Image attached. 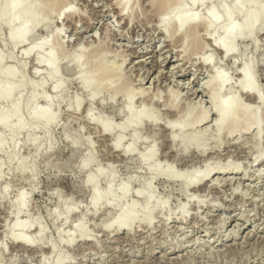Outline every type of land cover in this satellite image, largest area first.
<instances>
[{"label": "rangeland", "instance_id": "rangeland-1", "mask_svg": "<svg viewBox=\"0 0 264 264\" xmlns=\"http://www.w3.org/2000/svg\"><path fill=\"white\" fill-rule=\"evenodd\" d=\"M150 1L121 12L118 0H0V88L10 80L3 66L23 83L0 98V122L21 120L0 130V264H264V0L245 2L258 10L256 29L235 39L224 36L227 23L244 30L253 19L233 10L235 0H199L176 14L172 0L169 19L198 22L178 30L173 18L164 32ZM25 24L35 26L11 39ZM44 37L55 77L43 55L39 64L38 52L23 53ZM225 39L226 57L213 44ZM101 62L121 77L102 83L92 71ZM245 73L259 102L241 85ZM212 97L224 100L223 120ZM114 136L125 159L110 148ZM229 161L227 173L187 184ZM116 215L126 230L105 227ZM12 228L53 250L21 248Z\"/></svg>", "mask_w": 264, "mask_h": 264}, {"label": "bare ground", "instance_id": "bare-ground-1", "mask_svg": "<svg viewBox=\"0 0 264 264\" xmlns=\"http://www.w3.org/2000/svg\"><path fill=\"white\" fill-rule=\"evenodd\" d=\"M40 2H43V1H45V2H50V0H39ZM171 1L172 0H151L150 1V3L152 2L153 4H157L158 5V8L160 7V9H159V15H160V19L158 20L159 21V24H160V31L162 30V32H164L165 30H167V27H168V24L173 20V18H175L173 21L175 22V20H176V25H177V29L178 30H181V29H183V28H185V27H190L192 24H194V23H196V22H198V19H197V17H190V16H180V17H178V18H176L175 16H173L171 19H169V15L167 14V13H169V5H170V3H171ZM175 2H174V6H175V14L176 13H178V12H182L183 11V8H185V6H188L187 5V3L190 5V6H194V4L196 3V2H198L199 0H174ZM250 0H240V1H233V10L234 11H238L239 13H240V15L242 16V17H247V16H252V20L250 21V22H248V27L246 28V29H242L241 27H239L236 23H234V22H231V23H229V25H228V23H227V27H228V29H225V30H227V32L226 33H224V34H226V35H224L227 39H235V37L237 36V34H239V33H246V34H248V36H249V34H252V33H254L255 32V24H256V18L258 17V15H259V13H258V10H252V9H246L243 5L245 4V2L247 3V2H249ZM24 2H25V6H28V3L30 2V0H24ZM38 2V1H37ZM130 2V0H124V2H123V0H118V4L119 5H121V12H123V11H125L126 10V7H127V4ZM15 4H17L16 2H15ZM42 3H40V5H38V3H36V5L38 6V8L39 9H41V7H42V5H41ZM157 5H156V8H157ZM41 6V7H40ZM154 6V5H153ZM226 8V7H225ZM43 9V8H42ZM45 9H47V8H45ZM48 10V9H47ZM61 10V9H60ZM62 10H63V8H62ZM45 11V10H44ZM47 12V11H46ZM46 12H44V15H43V17H45L46 16ZM229 12V11H228ZM62 14H63V12H61V13H59V15H57L58 17H61L62 16ZM170 14V13H169ZM211 14H213V11H211ZM225 14H227V13H225ZM10 15V14H9ZM171 15V14H170ZM228 15H229V13H228ZM124 16V15H123ZM49 17V16H48ZM229 18H231L230 16L228 17V19ZM119 20V19H118ZM230 21V20H229ZM213 22H214V20L213 19H209V20H207L206 21V23H205V25L206 26H210V25H212L213 24ZM197 24V23H196ZM35 25H32L31 24V26H29L28 24H25L24 26H22L20 29H19V31L16 33V32H12L11 33V39H17V41L18 42H22L23 40H24V36L28 33V30H31L32 29V27H34ZM224 27V26H223ZM223 27H221L222 29H223ZM193 28H194V26H193ZM193 30V29H192ZM224 30V29H223ZM221 31V30H220ZM241 35V34H240ZM58 37V36H57ZM76 40V39H75ZM47 41H48V38L47 37H44L43 38V42H36V45L35 44H27L26 46H25V48H24V50H23V53L24 54H26V55H30L31 53H39V56H38V63L40 64V62H42V56L41 55H43V59L44 60H46V61H48V64H47V67H46V70L48 71V76L50 77H55L56 76V69H55V67H54V61H53V56L50 54V53H48V52H46V45H47ZM59 42V41H58ZM60 43V42H59ZM62 43H64V42H62ZM213 43V42H212ZM217 48H218V50L220 51V52H222V54L224 55V57H226V56H228L229 54H231V48H230V42L228 43L227 42V40L225 39V40H220V41H215L214 43H213ZM212 44V45H213ZM175 47V46H174ZM183 58V57H182ZM165 59V58H164ZM43 60V61H44ZM102 63V62H101ZM101 63H99V64H101ZM203 64H207V65H209V64H211L210 63V61H208V59H203V62H202ZM99 64H97L96 63V66H94V70H92V71H97V72H100L101 74H102V76H100V81L103 83L104 82V80H106L108 77L109 78H111V79H113L112 77L114 76V79L115 78H117V76H116V74L118 75V73L116 72V70H118V69H120L119 68V66H118V69L117 68H115V74H114V72H112L108 67H106V66H104V62L102 63V65H99ZM161 64V63H160ZM107 65V64H106ZM174 66V65H173ZM248 66V65H247ZM247 66L245 65L244 67H243V71H245L246 72V69H247ZM11 65L10 66H3L2 67V75H4V74H7L8 75V78H10V80L8 81V85L5 87V88H0V98H2V97H4V96H6V94H9V92H10V90H11V88H13V86L14 85H16V86H23V83H21V84H18V83H20V81L19 80H17L16 78H15V76H10L9 77V73H10V71H11ZM113 68V67H112ZM45 70V71H46ZM92 71H91V74H92ZM113 71H114V69H113ZM151 73V72H150ZM114 74V75H113ZM121 74V73H120ZM120 74L118 75V76H120ZM149 74V73H148ZM112 76V77H111ZM98 77H99V75H98ZM121 77V76H120ZM127 77V76H126ZM109 78H108V80H109ZM98 79V80H99ZM110 79V80H111ZM154 79V78H153ZM157 80V79H156ZM43 81H45V80H43ZM107 81V80H106ZM112 81V80H111ZM143 81V80H142ZM141 81V82H142ZM81 85H83V86H86V84H87V80H85L84 78H81ZM106 83V82H105ZM114 83V82H113ZM208 83V82H207ZM212 83V82H211ZM43 84H45L44 82H43ZM103 85V84H102ZM130 85V84H129ZM241 85H242V87L244 88V89H246V91H248V93L250 94V98L248 97V96H246V97H248L249 99H251V101H252V99H253V101H260L261 99H262V97H261V94H259L256 90H254V88H253V86H252V84H251V82L246 78V73H245V75H244V78L241 80ZM123 86V85H122ZM127 86V85H126ZM54 87L56 88V87H58V84H55L54 85ZM109 87V86H108ZM124 87V86H123ZM122 88V87H121ZM96 89L97 88H94V91H93V93H95L96 92ZM119 89V88H118ZM117 89V90H118ZM145 89V88H144ZM175 89V88H174ZM122 90V89H121ZM138 90V89H137ZM130 91V90H129ZM172 91V90H171ZM199 91V90H198ZM128 92V91H127ZM125 92L126 94H128L129 95V93L130 92ZM170 92V91H169ZM115 93V95H117V93H118V91H115L114 92ZM143 93H145V92H143ZM174 93V92H173ZM179 93V92H178ZM194 93H196V92H194ZM170 94V93H169ZM248 94V95H249ZM156 96V95H155ZM171 97V96H170ZM247 98V99H248ZM157 99V98H156ZM170 99V98H169ZM175 99V98H174ZM220 99L218 98H216V97H212L211 98V102H213V105L215 106V108H216V112L217 113H219V117L217 118V119H221V120H223V118H222V116L220 115V111H221V107L220 106H222L223 105V101H219ZM167 101H169V100H167ZM172 103L174 102V100H172L171 101ZM171 103V104H172ZM163 105H164V103H163ZM166 105V107L167 108H169V106H167V105H169V102L167 103V104H165ZM192 105V104H191ZM12 106L13 107H15V106H17V102L16 101H14L13 103H12ZM170 106H172V108H173V110H174V107H176V106H173V105H170ZM189 106V105H188ZM191 107V106H190ZM195 107H196V104H195ZM171 108V107H170ZM169 108V109H170ZM189 108V107H188ZM193 108H194V106H193ZM205 109V108H204ZM213 110V109H212ZM129 111V110H128ZM171 111V110H170ZM174 111H176V109L174 110ZM205 111V110H204ZM206 112V111H205ZM203 113V112H202ZM177 114V113H176ZM188 115H191V113H188ZM173 116V115H172ZM176 116V115H175ZM178 116V115H177ZM176 116V117H177ZM187 116V115H186ZM186 116L184 115L183 117H181V118H178V119H181L180 121L182 122V121H186V122H188V119L186 118ZM90 117V116H89ZM167 117V116H166ZM199 117V116H198ZM52 116L51 115H49V114H46L45 112H43V120L44 121H47L49 124H51L52 123ZM141 118V116H135L134 118H133V121H139V119ZM144 118H147V119H151V121H155L156 120V118H153V115H152V117L150 116V114H147V116H144ZM173 118V117H172ZM175 118V117H174ZM208 118V115L206 114V113H203L202 115H200V117H199V121L198 122H200L201 123V121H204V120H206ZM158 119V118H157ZM198 119V118H197ZM165 120V119H164ZM221 120H220V122H221ZM9 121H10V119H5L4 121H2V122H0V130H2V129H4V130H6L7 128H8V126L7 125H11L12 123H14V125H16V126H18V125H20L21 124V120H19V119H17V121L16 122H12V123H9ZM174 121V120H173ZM175 121H176V119H175ZM169 122V121H168ZM179 122V121H178ZM177 122V123H178ZM197 121H196V123H198ZM220 122H218V124L220 123ZM173 123H175V122H173ZM99 124V126H100V128L102 129L101 131L104 133V134H106V136H108V135H111V127L109 128L108 126H106V125H100V123H98ZM217 124V125H218ZM164 125V124H163ZM165 126V125H164ZM167 126L169 127V125H166V128H167ZM172 127H174L173 125H172ZM171 128V127H170ZM202 130V129H201ZM96 132V131H95ZM100 132V131H99ZM172 138H175L174 136L172 137L171 136V140H173L174 141V139H172ZM108 139V138H107ZM120 138L119 137H117V136H114V137H112V139H111V145H110V148L113 150V151H116L115 153L116 154H118V156H122V159H123V157H124V159L126 158V156H129L130 155V153H129V151L127 150V148H120V147H122V145H121V142H120ZM121 145V146H120ZM236 145V144H235ZM106 146H108V145H106ZM109 147V146H108ZM109 149V148H108ZM170 149V148H169ZM105 151H106V149H105ZM111 151V150H110ZM164 153V152H163ZM170 153V152H169ZM162 155V154H161ZM165 155V154H164ZM171 155V154H170ZM115 156V155H114ZM153 156V152H152V150H150V152H149V154H148V157H147V159H146V161H149L150 160V158ZM111 158H112V156H110ZM117 157V156H116ZM118 159H120V158H117L116 160H118ZM257 160V159H256ZM187 161H189V160H187ZM186 161V162H187ZM184 163H185V161H184ZM220 163V162H219ZM236 163V162H235ZM216 164H218V163H215V166L213 165V167H212V164H211V167L209 166V168H208V170H206V172H204V174L201 176V177H197V175H195V174H192V176H190L189 178V181H188V183L187 184H195V183H198V182H200V181H203L204 179H206V178H209V176L211 175V173H213V172H215V173H227L229 170H231L230 168V165L232 164H230V161H229V163L227 162V164L225 165V164H223V166H221L220 164L219 165H216ZM233 164H234V162H233ZM234 167V166H233ZM237 168L239 167V166H236ZM235 168V167H234ZM237 168H235V169H237ZM240 168V167H239ZM238 168V169H239ZM234 169V170H235ZM238 169H237V171H238ZM213 176V175H212ZM216 178V177H215ZM219 178V177H218ZM224 179V178H223ZM208 180V179H207ZM215 180V179H214ZM213 181V180H212ZM218 181V180H217ZM209 182H210V180H209ZM203 183V182H202ZM212 183V182H211ZM202 185V184H201ZM204 185L206 186V184L204 183ZM209 185V184H208ZM213 185V184H212ZM200 186V185H199ZM198 186V187H199ZM211 186V185H210ZM217 186V185H216ZM110 187V185L108 184L107 185V188H109ZM201 187V186H200ZM199 187V188H200ZM206 187H208V186H206ZM205 188V187H204ZM210 188V187H209ZM197 189V188H196ZM202 189V188H201ZM199 190V189H198ZM126 190H124V189H122L121 190V194L122 195H120V196H124V195H126ZM149 198H151V196L149 195L148 196ZM99 201V195L98 194H94V201H93V203L94 204H96L97 202ZM23 207H24V200L22 199V197L19 199V205H18V211H22V209H23ZM120 217V215H116V216H114V218L108 223V224H106L105 225V227H107V228H110V227H112L113 225H115L118 229H120V228H123V227H125V230H126V227H128V225L126 224V226H124V225H122L123 223V221L124 220H120V219H118ZM150 223V222H149ZM40 228V227H39ZM13 229H15V228H12L11 229V231H9V236H10V238L12 239V240H14L15 242H17L18 244H19V246H21V248H26L25 250H27V248H30V247H35V246H38L39 244H41V246H42V248H43V246L44 247H47L48 246V248H50V250L52 251L53 249H52V245H47L48 243L47 242H45V244L43 245V242H40V241H37L35 238H33V237H31L30 235H28V234H26L25 232H21V231H19V232H13ZM116 229V228H115ZM128 229V228H127ZM130 229V228H129ZM180 229V228H179ZM16 230V229H15ZM40 230V229H39ZM41 232H42V230H40ZM8 236V235H7ZM83 237V236H82ZM81 237V238H82ZM88 238V237H87ZM125 241V240H124ZM14 244H16V243H14ZM38 244V245H37ZM17 245V244H16ZM47 249V248H46ZM46 249H45V251H46ZM24 250V251H25ZM45 251H41L43 254H44V252ZM50 251V252H51ZM50 254V253H49ZM52 254V253H51ZM44 256H46V255H44ZM45 261V260H44Z\"/></svg>", "mask_w": 264, "mask_h": 264}]
</instances>
